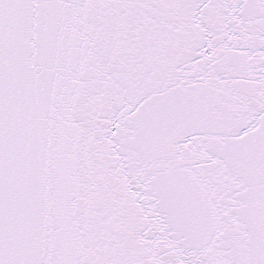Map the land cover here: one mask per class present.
Listing matches in <instances>:
<instances>
[{"label":"snow or ice","instance_id":"6c2138e0","mask_svg":"<svg viewBox=\"0 0 264 264\" xmlns=\"http://www.w3.org/2000/svg\"><path fill=\"white\" fill-rule=\"evenodd\" d=\"M0 264H264V0H0Z\"/></svg>","mask_w":264,"mask_h":264}]
</instances>
